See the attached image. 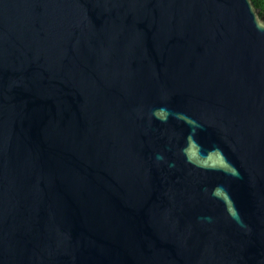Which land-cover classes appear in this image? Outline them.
I'll list each match as a JSON object with an SVG mask.
<instances>
[{
	"label": "water",
	"instance_id": "1",
	"mask_svg": "<svg viewBox=\"0 0 264 264\" xmlns=\"http://www.w3.org/2000/svg\"><path fill=\"white\" fill-rule=\"evenodd\" d=\"M0 264H264L252 0H0Z\"/></svg>",
	"mask_w": 264,
	"mask_h": 264
},
{
	"label": "trees",
	"instance_id": "2",
	"mask_svg": "<svg viewBox=\"0 0 264 264\" xmlns=\"http://www.w3.org/2000/svg\"><path fill=\"white\" fill-rule=\"evenodd\" d=\"M255 7L259 9V16L264 21V0H252Z\"/></svg>",
	"mask_w": 264,
	"mask_h": 264
}]
</instances>
